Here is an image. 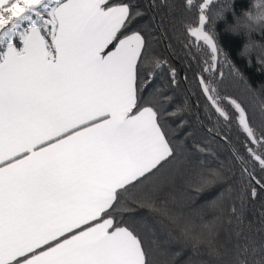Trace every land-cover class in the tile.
I'll use <instances>...</instances> for the list:
<instances>
[{
  "label": "snow or ice",
  "instance_id": "1",
  "mask_svg": "<svg viewBox=\"0 0 264 264\" xmlns=\"http://www.w3.org/2000/svg\"><path fill=\"white\" fill-rule=\"evenodd\" d=\"M174 8L0 0V264H264V84L253 89L235 62L264 72V43L252 40L264 41V0L240 12L236 0H180L188 70L239 165L237 176L200 162L197 191L216 193L202 208L177 200L190 155L177 136L183 123L171 126V97L141 72L145 30L165 36ZM155 9L169 11L157 22ZM221 24L247 38L234 58ZM170 76L178 87L175 68ZM241 82L243 94L227 91Z\"/></svg>",
  "mask_w": 264,
  "mask_h": 264
},
{
  "label": "trees",
  "instance_id": "2",
  "mask_svg": "<svg viewBox=\"0 0 264 264\" xmlns=\"http://www.w3.org/2000/svg\"><path fill=\"white\" fill-rule=\"evenodd\" d=\"M174 3V14L168 15L165 27L167 32L162 36L156 30V25L153 24L145 30L148 40V47L145 50V60L141 65V72L146 74L153 71L156 74L154 87L161 88L171 100L165 104L168 112H175L176 115L169 119V123L173 128L183 123V128L177 133L178 139L186 144L189 158L184 160L178 166L179 177L177 180L175 195L179 204L184 208H202L209 201L215 198V190L212 188L197 191L195 184L200 172V162L203 161L206 166L217 167L221 163L232 168L237 176L239 175V165L234 163L229 156L228 147L219 142L217 136L218 129L215 127L214 118L209 120L204 110L203 97L200 95V90L197 81L193 77V71H189V59L182 51V45L179 42L181 36V22L182 12L179 8L180 0H171ZM143 3V0H142ZM248 0H236L237 12L242 11L247 7ZM156 20L160 21L161 16L168 13V9H155ZM151 13L145 16L141 23H145ZM222 34V44L230 51L234 58L236 55L237 45L239 48L243 47L246 42V37L235 38L230 34L224 32V25L218 29ZM257 43H264L260 41L258 35L252 37ZM259 49L253 52V64H255V57ZM159 60L162 63L160 69L155 68V61ZM236 67L243 72L245 80L248 84L256 90L264 84V72L260 71L259 66L249 67L247 58L244 60L236 59ZM175 68L177 73V80L179 86L170 84L171 76L170 69ZM194 68V66H193ZM225 75L228 77V69L225 68ZM187 77V79H185ZM230 94H243L244 84L231 83L227 89ZM199 105V111L197 108ZM199 116V119L197 118ZM209 129H212L210 132ZM226 134V133H222ZM233 145L237 143L236 132L230 134ZM215 138V139H214ZM205 148L206 151L200 153L197 148ZM250 209L259 210L261 205L259 202L250 205ZM258 214V213H257ZM251 215V213H250Z\"/></svg>",
  "mask_w": 264,
  "mask_h": 264
}]
</instances>
